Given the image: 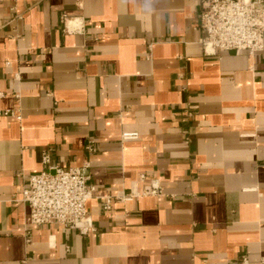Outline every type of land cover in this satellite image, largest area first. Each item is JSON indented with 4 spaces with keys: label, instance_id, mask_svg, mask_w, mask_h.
Returning <instances> with one entry per match:
<instances>
[{
    "label": "crops",
    "instance_id": "1",
    "mask_svg": "<svg viewBox=\"0 0 264 264\" xmlns=\"http://www.w3.org/2000/svg\"><path fill=\"white\" fill-rule=\"evenodd\" d=\"M200 6L0 0V110L21 116L0 115V264H261L264 51L206 55ZM44 152L90 166L95 231L30 222ZM142 173L166 194L102 208Z\"/></svg>",
    "mask_w": 264,
    "mask_h": 264
},
{
    "label": "built area",
    "instance_id": "2",
    "mask_svg": "<svg viewBox=\"0 0 264 264\" xmlns=\"http://www.w3.org/2000/svg\"><path fill=\"white\" fill-rule=\"evenodd\" d=\"M69 30L81 31L84 20L66 18ZM67 25V26H68ZM199 27L203 36L199 42L206 55H219L226 51L248 50L253 54L264 51V0H201ZM6 92L0 88V98ZM193 115L191 108L187 111ZM0 115L20 118L18 111L0 110ZM123 139L139 138L138 131H125ZM44 169L29 177L21 200L30 209V222L35 225L57 223L67 229L88 235L96 230L88 204L95 196L96 186L91 182L89 165L62 167L52 160L49 152L43 153ZM143 188L123 191L119 195L103 196L102 208L109 211L117 200H134L141 196L165 195L161 181L142 173ZM31 240L28 231L27 241ZM237 264H254L248 253H242ZM264 264V257L261 259Z\"/></svg>",
    "mask_w": 264,
    "mask_h": 264
}]
</instances>
